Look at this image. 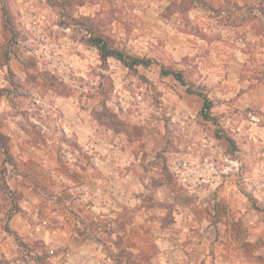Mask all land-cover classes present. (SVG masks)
<instances>
[{"label":"rangeland","instance_id":"obj_1","mask_svg":"<svg viewBox=\"0 0 264 264\" xmlns=\"http://www.w3.org/2000/svg\"><path fill=\"white\" fill-rule=\"evenodd\" d=\"M178 2L0 0V130L45 150L42 170L15 165L59 200L21 215L53 210L67 230L69 199L82 226L70 247L63 234L15 240L0 264H264V0ZM94 34L151 64L103 63ZM161 66L212 101L210 118ZM225 158L238 169H208ZM6 174L1 228L24 198L6 194Z\"/></svg>","mask_w":264,"mask_h":264},{"label":"crops","instance_id":"obj_2","mask_svg":"<svg viewBox=\"0 0 264 264\" xmlns=\"http://www.w3.org/2000/svg\"><path fill=\"white\" fill-rule=\"evenodd\" d=\"M22 132V131H21ZM11 136L10 139V152L15 160L23 161V165L27 168L32 169H43V163H47L49 161L48 154L45 152L42 147L33 145L30 147H25L23 144L17 145L13 135L11 133L8 134ZM14 144H13V142ZM93 155L96 159L100 158V155L95 151V149L91 150ZM94 158V159H95ZM101 159V158H100ZM100 161V160H97ZM3 165V153L0 151V167ZM6 167V183L8 187L13 191L21 192L24 195L22 202L19 204V208L21 210H29L30 206L32 205L34 208L37 207H44V204L47 202V208L51 207L50 205L53 203L54 206H58L59 200L52 194L44 190H38L37 188H33L29 186L23 180V176L20 171L12 165L4 164ZM96 165H100L96 162ZM83 185H78L76 183H71L69 190L73 191L75 189L81 188ZM41 195H47L48 199L45 201ZM85 198V196L80 195V198L77 199L81 201ZM64 207L67 211V216L69 221L66 223L67 230H63L62 228H58L55 224L59 221V217L55 214L56 212L53 210H48L46 219L43 222L38 224H30L27 220L21 215V212H13L8 219V225L11 230L17 233L21 238L24 240L26 239H40L45 243H50L53 240V237L57 236L58 234H63L65 240V244L67 246H72L75 241V236L81 233V223L77 220V213L72 211L71 209L68 210L67 205H70L72 208L73 206L72 201L69 199H64ZM74 208V207H73ZM79 213L82 212L81 209L77 210ZM1 214V213H0ZM51 223L52 225L46 224ZM55 225V226H54ZM0 252L3 253L4 256L7 258L15 256L17 252V244L14 237L8 233H6L0 225ZM7 244L9 247L6 249L4 244Z\"/></svg>","mask_w":264,"mask_h":264},{"label":"trees","instance_id":"obj_3","mask_svg":"<svg viewBox=\"0 0 264 264\" xmlns=\"http://www.w3.org/2000/svg\"><path fill=\"white\" fill-rule=\"evenodd\" d=\"M48 1L52 5H56L64 10V4L66 0H61V1L60 0H56V1L48 0ZM178 5H179V11L181 12H183L186 9H189V7L196 6V5H202V6L209 7V8L211 7L209 3H207V0H179ZM11 32H12V29H11ZM87 41L90 45L94 46L97 49L99 58L103 63L106 62L108 57H114L117 60H119L124 66L128 67L129 69H134L139 65L147 67L152 62L150 58L132 57L126 54L123 50H120L114 47L107 39H105L101 35H96V34L90 35ZM160 72L162 75H171L173 78L179 81L182 85L187 86L186 80L184 79L181 71L169 69V68H165L164 66H161ZM186 88L189 93H195L202 98V105L199 110V115L205 119L210 118L211 117L210 109L212 107V101L204 93L193 91L188 86ZM8 141H9V137H7L0 130V150L2 151L4 155L3 165L0 167V174L2 175H4L6 172V167L4 164H9V165L16 167L14 157L12 156L10 152V146L8 144ZM2 175H1L2 187L5 190L6 194H8L12 198V194L15 193L16 191H13L8 187L6 180H5V176H2ZM22 176H23V180L25 181V183H27L29 186L33 188H38L36 184L34 183L32 184L30 181L27 180V175H22ZM18 211H20L19 207L17 205H14L7 211L6 219L8 220L13 212H18ZM2 229L6 233L12 235L14 239L17 241L18 245L22 244L21 237L17 233H15L13 230L10 229L8 225V221L3 223ZM38 264H41L40 261H38Z\"/></svg>","mask_w":264,"mask_h":264},{"label":"built area","instance_id":"obj_4","mask_svg":"<svg viewBox=\"0 0 264 264\" xmlns=\"http://www.w3.org/2000/svg\"><path fill=\"white\" fill-rule=\"evenodd\" d=\"M223 162L225 164L224 168L219 169L217 166L218 162L212 160L207 165L208 169L210 171H214L216 173H224V174H227L230 171H235L238 169V161L237 160L225 158ZM232 166H234V168Z\"/></svg>","mask_w":264,"mask_h":264}]
</instances>
